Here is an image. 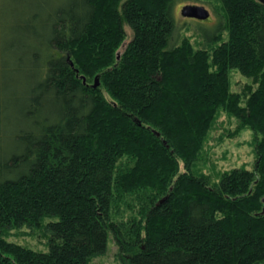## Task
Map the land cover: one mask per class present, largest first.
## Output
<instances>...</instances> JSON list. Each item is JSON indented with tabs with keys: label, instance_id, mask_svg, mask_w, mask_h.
I'll use <instances>...</instances> for the list:
<instances>
[{
	"label": "trees",
	"instance_id": "1",
	"mask_svg": "<svg viewBox=\"0 0 264 264\" xmlns=\"http://www.w3.org/2000/svg\"><path fill=\"white\" fill-rule=\"evenodd\" d=\"M180 1L0 0V264H89L110 234L121 264H264V4L220 0L228 39L196 49ZM221 110L257 163L213 183L195 163Z\"/></svg>",
	"mask_w": 264,
	"mask_h": 264
},
{
	"label": "rangeland",
	"instance_id": "2",
	"mask_svg": "<svg viewBox=\"0 0 264 264\" xmlns=\"http://www.w3.org/2000/svg\"><path fill=\"white\" fill-rule=\"evenodd\" d=\"M23 1L30 2V0H9V5L11 7H15L16 5V9H18ZM66 1L68 0H47L51 6L56 8L62 7L61 5ZM186 4L204 5L211 13L210 20L200 21L183 17L181 15V9ZM172 12L178 24L176 34L182 37V39H189L196 49L210 47V44H206V42L209 38L215 39L222 32L220 30L223 21L226 20L225 10L220 0H200L196 3L183 0L174 4ZM124 28L127 37L117 51V54L120 53V58L133 39L131 27L125 24ZM222 34L223 39L227 40V32L223 31ZM11 40H14V35L10 36ZM100 75L88 77V83L94 85L96 77H98L101 85ZM231 83L233 92L243 93L247 84L252 83V79L233 70L231 73ZM239 126L240 120L238 118L230 116L226 111H220L217 120L205 140L200 159L195 163V172L197 175L201 177L206 176L213 183H217L222 174L227 171L235 168L254 169L257 163V135L252 129L247 127L237 131ZM9 239L35 250L48 251L49 249L48 240L44 236L43 228H36L35 230L29 229L28 227L14 229L10 231ZM89 264H121L113 235L110 234L107 252L102 256L93 258Z\"/></svg>",
	"mask_w": 264,
	"mask_h": 264
},
{
	"label": "water",
	"instance_id": "3",
	"mask_svg": "<svg viewBox=\"0 0 264 264\" xmlns=\"http://www.w3.org/2000/svg\"><path fill=\"white\" fill-rule=\"evenodd\" d=\"M264 4V0H258ZM181 15L185 18H193L200 21H209L211 18L210 11L204 6L199 4H186L181 9ZM118 59H120V53H118ZM71 65L74 67V63L71 62ZM78 72V71H77ZM84 83H86V77L82 76ZM100 85V80L96 77L94 88H98Z\"/></svg>",
	"mask_w": 264,
	"mask_h": 264
}]
</instances>
